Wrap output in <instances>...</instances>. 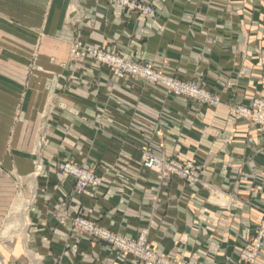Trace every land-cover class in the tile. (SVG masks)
<instances>
[{"label": "crops", "instance_id": "crops-1", "mask_svg": "<svg viewBox=\"0 0 264 264\" xmlns=\"http://www.w3.org/2000/svg\"><path fill=\"white\" fill-rule=\"evenodd\" d=\"M139 1L152 20L108 0H0V224L37 188L25 235L2 241L4 264H118L109 247L58 224L61 204L121 236L146 231L148 244L183 263L249 264L241 253L264 218V130L232 108L264 99V0ZM75 38L203 84L220 104L117 79L89 58L71 62ZM44 117L47 173L34 178ZM148 145L196 166L200 183L142 168ZM69 159L97 167V193L73 192L54 168ZM253 264H264V242Z\"/></svg>", "mask_w": 264, "mask_h": 264}, {"label": "rangeland", "instance_id": "rangeland-1", "mask_svg": "<svg viewBox=\"0 0 264 264\" xmlns=\"http://www.w3.org/2000/svg\"><path fill=\"white\" fill-rule=\"evenodd\" d=\"M74 48L77 51L76 53H72ZM86 48L97 49L93 46L84 45L79 40V38L73 39V41L70 43L69 61L75 62L81 58H89L92 61H94L93 58H90L89 55H86L85 53ZM98 50H101V49H98ZM114 54L117 55V53H114ZM120 55L123 56L124 54L119 52L118 56ZM187 83H194V82H187ZM195 84L199 87V89H201L206 94L207 93L211 94L205 89L203 84L199 85L196 82ZM198 103L200 102L198 101ZM97 117L100 121H102L100 118V115ZM45 120L46 119L44 117V124L42 128H40L39 162L35 166V170L33 172L34 178H42L47 173L46 166L41 163V160H42L41 155L43 153L42 148L45 145V134H44V127L46 125ZM99 124L100 126L103 125V127H105V124L103 122H100ZM157 132H160V131L157 130ZM157 137L160 138L159 134H157ZM143 149L144 148L141 149V157H140V165L142 168H144L142 164L143 159H144ZM150 154L157 158H168L172 160L171 158L166 157V156H160V157L157 156L154 153V150H151ZM54 168L61 177L68 179L69 181L72 182L73 192L75 193L83 194L87 191L97 193L98 190L101 189L102 187V184H103L102 177L98 173L97 167L94 164L91 166H88L85 164H75L74 162L71 161V159L61 160V161L58 160L55 162ZM155 171L159 174L160 179L163 180L164 178H162V174L159 173V171L157 170ZM183 181L186 182L185 180ZM29 187L30 189H28V191H29L30 196L32 195V197L31 198L30 196L27 197L28 196L27 194V196L25 195L23 199H21V202H19L16 207H14V205L11 206L10 208L11 211L8 212L6 221L0 224V264H4L1 256L5 253V248L3 247L4 244H2V241L11 240L12 238H14V236H17V235H25L27 228L30 227V220H28V212L32 209V205L34 201L33 192L37 188L35 187V185L29 186ZM60 207H61L60 212L55 215L58 221V224L62 226H66L71 236L73 234H74L73 236L75 235L81 236L85 238L86 240H90L92 242H99L100 244H103L105 247H109L108 248L109 255L113 254V256L115 257V261L118 264H127L125 261L128 257H132L135 260V262H137V264H188V263H183L181 261H177L173 257L169 256L168 254H163L159 252V249L156 248L155 246L148 244L146 241V236H147L146 231L137 232L135 239H132L127 236H121V235L111 232L110 230L106 228L98 226L96 223L89 220L86 216L77 215L75 217H71L68 215L66 211L63 210V207H64L63 204H61ZM68 220L70 221V224L66 225L65 223ZM77 221H82L87 224H90L94 229H97L99 232L96 234L95 231L86 230L79 223H77ZM250 247L248 249H245V251H249ZM31 256L32 255L29 252H27L25 255V258L27 257L28 259H30ZM118 258L123 260V262L121 263L118 262V260H120ZM27 264H31V262H28ZM54 264H60V260L56 259L54 261Z\"/></svg>", "mask_w": 264, "mask_h": 264}, {"label": "built area", "instance_id": "built-area-1", "mask_svg": "<svg viewBox=\"0 0 264 264\" xmlns=\"http://www.w3.org/2000/svg\"><path fill=\"white\" fill-rule=\"evenodd\" d=\"M116 6L126 8L142 15L148 20H152L155 16L152 7L140 2L139 0H108ZM74 48L72 53H76ZM86 55L93 58L95 63L106 66L112 75L117 79H122L129 75L137 79H142L150 83H162L166 86L168 94L199 101L201 104L218 106L220 100L217 96L206 94L195 83L181 82L173 78H168L158 74L148 62L140 63L132 60H125L123 56L110 53L105 50L85 49ZM235 117L246 120L251 124L258 126L264 130V99H256L252 102L250 107L235 105L233 108ZM159 134V132H156ZM152 146H145L143 149L144 159L143 166L145 169L157 170L162 174V178L169 176H176L181 180H185L191 186H197L200 183L199 171L196 166L192 164L181 165L175 160L168 158H157L150 154ZM84 229L89 231L99 232L90 224L82 221H77ZM108 237V236H107ZM264 242V218L260 226L256 230L255 237L252 241L249 251L243 250L241 259L244 262L253 264L259 255L260 248Z\"/></svg>", "mask_w": 264, "mask_h": 264}, {"label": "bare ground", "instance_id": "bare-ground-1", "mask_svg": "<svg viewBox=\"0 0 264 264\" xmlns=\"http://www.w3.org/2000/svg\"><path fill=\"white\" fill-rule=\"evenodd\" d=\"M215 198V197H214ZM215 200V199H214Z\"/></svg>", "mask_w": 264, "mask_h": 264}]
</instances>
